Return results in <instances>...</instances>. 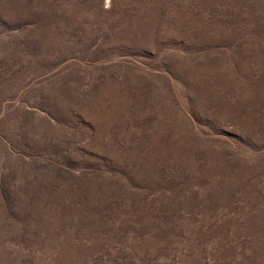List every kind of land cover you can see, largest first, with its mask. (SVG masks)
<instances>
[{
  "label": "rangeland",
  "instance_id": "1",
  "mask_svg": "<svg viewBox=\"0 0 264 264\" xmlns=\"http://www.w3.org/2000/svg\"><path fill=\"white\" fill-rule=\"evenodd\" d=\"M0 264H264V0H0Z\"/></svg>",
  "mask_w": 264,
  "mask_h": 264
}]
</instances>
